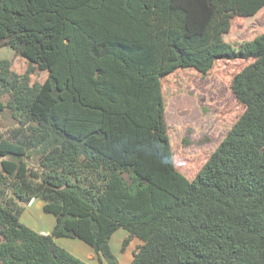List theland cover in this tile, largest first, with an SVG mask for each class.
<instances>
[{"label": "trees", "instance_id": "trees-1", "mask_svg": "<svg viewBox=\"0 0 264 264\" xmlns=\"http://www.w3.org/2000/svg\"><path fill=\"white\" fill-rule=\"evenodd\" d=\"M264 0H0V264H90L79 239L120 264H264V34L225 41ZM218 60H253L232 80L245 108L193 181L175 166L162 80ZM36 71L48 73L32 82ZM5 100V101H4ZM15 126L2 133V114ZM56 218L22 222L31 201ZM125 237V236H124Z\"/></svg>", "mask_w": 264, "mask_h": 264}, {"label": "rangeland", "instance_id": "rangeland-1", "mask_svg": "<svg viewBox=\"0 0 264 264\" xmlns=\"http://www.w3.org/2000/svg\"><path fill=\"white\" fill-rule=\"evenodd\" d=\"M263 34L264 8L256 15L235 18L231 32L225 35V41L240 48ZM0 59L11 60L13 69L19 74H24L28 69L25 58L1 44ZM251 63L253 60H218L207 74L194 69H178L163 78L166 121L175 166L189 181L197 177L243 116L245 108L235 97L231 83L235 75ZM47 78V72L36 71L32 74L33 83H44ZM1 118L2 133L7 134L15 126V121L9 112L3 113ZM25 207L24 212L28 214L26 220L30 222L34 220L33 223L38 224L40 222L44 225L43 228H47L46 218L53 215L46 214L42 206L39 210L30 207L29 204ZM124 233L122 230L115 234L111 245L113 252L120 259V264H131L143 242L137 238L132 239L126 251L121 252L122 241L127 237V234L121 237Z\"/></svg>", "mask_w": 264, "mask_h": 264}, {"label": "crops", "instance_id": "crops-1", "mask_svg": "<svg viewBox=\"0 0 264 264\" xmlns=\"http://www.w3.org/2000/svg\"><path fill=\"white\" fill-rule=\"evenodd\" d=\"M36 203H38V204L36 205ZM39 203H40V205H39ZM29 206L32 208L35 207L36 210H39L41 208V206L43 208L44 202H42L41 200H34V201H31L29 203ZM25 212H26V210H25ZM25 212L23 213L21 220H23L27 226L33 228L36 231L39 230L38 232L41 234H44V235H48L52 232V229L55 225V220H56V218L54 216H50L51 218L48 216L46 218L48 226H47V228L46 227L43 228L42 226H44V225L41 224L40 222H39V224H40L39 225L38 223H33L34 220L32 222H30L29 220H26V215L28 216V214H26ZM41 216L42 215H40V217ZM23 217H24V219H23ZM42 217H45V215ZM35 224H36V227H35ZM124 236H125V234H123L121 237H124ZM57 243L59 245H61L62 247L66 248L67 250H69L70 252H72L73 254H75L76 256H78L79 258H81L82 260H84L90 264H98V263L100 264V262L97 259L93 249L89 245L83 244L81 242V240H79V239L64 238V239L57 240Z\"/></svg>", "mask_w": 264, "mask_h": 264}, {"label": "water", "instance_id": "water-1", "mask_svg": "<svg viewBox=\"0 0 264 264\" xmlns=\"http://www.w3.org/2000/svg\"><path fill=\"white\" fill-rule=\"evenodd\" d=\"M0 158H1V156H0Z\"/></svg>", "mask_w": 264, "mask_h": 264}]
</instances>
